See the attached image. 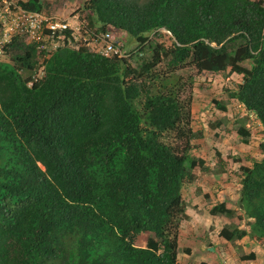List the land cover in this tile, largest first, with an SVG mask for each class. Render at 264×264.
<instances>
[{
  "label": "trees",
  "instance_id": "trees-1",
  "mask_svg": "<svg viewBox=\"0 0 264 264\" xmlns=\"http://www.w3.org/2000/svg\"><path fill=\"white\" fill-rule=\"evenodd\" d=\"M16 5L42 12L39 0ZM81 9L88 29L134 50L117 59L61 47L28 86L39 63L35 46L17 39L7 46L0 264H177L182 191L195 170L210 172L190 152L193 78L225 72L239 77L227 98L254 116L263 138L259 157L237 170L236 205L248 229L223 227L218 237L264 246V0H84ZM235 134L247 143L242 126ZM208 214L233 211L217 203ZM141 234L147 238L137 247Z\"/></svg>",
  "mask_w": 264,
  "mask_h": 264
},
{
  "label": "rangeland",
  "instance_id": "rangeland-1",
  "mask_svg": "<svg viewBox=\"0 0 264 264\" xmlns=\"http://www.w3.org/2000/svg\"><path fill=\"white\" fill-rule=\"evenodd\" d=\"M17 1L19 0H0V5ZM83 1L39 0L42 14L66 19L70 24L76 21L80 26H87L86 13L81 9ZM119 35L130 38L125 33ZM158 40L163 47L168 46L165 38ZM122 45L125 53L134 50L133 43ZM86 48L91 51L90 47ZM1 61H8V58L3 57ZM159 66L162 68V64ZM175 74L185 78L188 72L180 70ZM238 83L239 77L228 72L193 78L191 129L197 132V136L192 141L190 152L193 157L201 159L210 172L195 170L192 182L182 191L185 209L179 226L177 264H264V246L254 245L246 237L233 242H226L218 237V232L223 227H236L245 231L248 229L250 221L241 217L242 212L236 205L239 179L237 170L239 165H248V160L259 157L257 145L263 138L261 127L254 116L226 96V92L233 90ZM213 100L221 103L224 111L217 110ZM209 121L216 124L215 129L209 128ZM238 126L248 132L246 144L241 143L240 137L235 134ZM214 152L219 154L218 163ZM217 203H223L226 208L231 209L232 217L210 216L209 208ZM146 238V235H139L134 240L135 245L143 247ZM185 249L188 250L187 254ZM250 253L254 254L253 260L239 259Z\"/></svg>",
  "mask_w": 264,
  "mask_h": 264
},
{
  "label": "built area",
  "instance_id": "built-area-1",
  "mask_svg": "<svg viewBox=\"0 0 264 264\" xmlns=\"http://www.w3.org/2000/svg\"><path fill=\"white\" fill-rule=\"evenodd\" d=\"M160 32L170 38L168 31L161 29ZM16 39L23 44H33L39 56L38 68L31 75L28 86L43 76L42 59L61 47H90L91 52L106 58L128 57L110 32L96 33L76 21L70 24L66 19L26 11L16 2H5L0 5V60L10 42Z\"/></svg>",
  "mask_w": 264,
  "mask_h": 264
}]
</instances>
